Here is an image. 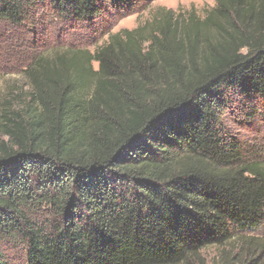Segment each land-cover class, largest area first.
<instances>
[{
    "label": "trees",
    "instance_id": "16d2710c",
    "mask_svg": "<svg viewBox=\"0 0 264 264\" xmlns=\"http://www.w3.org/2000/svg\"><path fill=\"white\" fill-rule=\"evenodd\" d=\"M155 1L0 0V25ZM214 1L26 67L0 108V264H206L236 241L220 264H264V153L225 119L231 96L264 101V0Z\"/></svg>",
    "mask_w": 264,
    "mask_h": 264
},
{
    "label": "rangeland",
    "instance_id": "374dc122",
    "mask_svg": "<svg viewBox=\"0 0 264 264\" xmlns=\"http://www.w3.org/2000/svg\"><path fill=\"white\" fill-rule=\"evenodd\" d=\"M214 0H156L149 6L139 5L130 16L108 11L91 25H82L44 14L22 27L0 25V108L29 94L24 70L36 57H52L68 50L94 53L106 46L110 38L122 30H135L154 19L160 9L184 13L194 8L200 16L215 6ZM97 70L98 65H94ZM225 111L227 127L238 134L249 147L259 146L264 153V101L231 96ZM247 237L264 240V228ZM258 241V242H259ZM257 245V244H255ZM241 245L236 241L224 248H208L201 253L206 264L242 261ZM253 249V248H252ZM257 250V247H255ZM253 249V250H255ZM236 259H238L236 261Z\"/></svg>",
    "mask_w": 264,
    "mask_h": 264
}]
</instances>
